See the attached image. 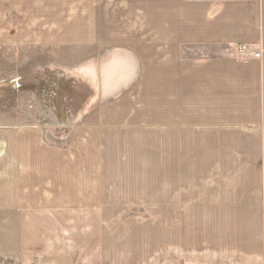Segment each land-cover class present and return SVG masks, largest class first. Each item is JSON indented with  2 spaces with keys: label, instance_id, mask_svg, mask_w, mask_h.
<instances>
[{
  "label": "crops",
  "instance_id": "1",
  "mask_svg": "<svg viewBox=\"0 0 264 264\" xmlns=\"http://www.w3.org/2000/svg\"><path fill=\"white\" fill-rule=\"evenodd\" d=\"M68 48L134 71L63 144L0 118V259L264 264V0H0V55Z\"/></svg>",
  "mask_w": 264,
  "mask_h": 264
},
{
  "label": "rangeland",
  "instance_id": "2",
  "mask_svg": "<svg viewBox=\"0 0 264 264\" xmlns=\"http://www.w3.org/2000/svg\"><path fill=\"white\" fill-rule=\"evenodd\" d=\"M240 49L232 50L240 56ZM224 52L217 49V55ZM34 53L32 49H24L0 55V118H12L25 126L40 122L50 139L58 144H63L71 126L87 122L97 104L126 87L127 72L134 71L131 62L124 63L125 77L113 79L110 57L99 64L81 62L82 56L94 60L96 57L78 48L54 49L50 54L40 50L39 57ZM117 81L121 84L114 85ZM231 180L226 177L227 182ZM219 183L218 174L210 172L201 176L199 186L207 188ZM190 186L193 185L185 181L184 194L190 192ZM135 212L145 216L143 209L131 214ZM8 259H0V264H16L14 258Z\"/></svg>",
  "mask_w": 264,
  "mask_h": 264
}]
</instances>
